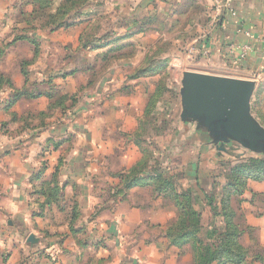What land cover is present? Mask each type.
I'll return each mask as SVG.
<instances>
[{
  "label": "rangeland",
  "instance_id": "374dc122",
  "mask_svg": "<svg viewBox=\"0 0 264 264\" xmlns=\"http://www.w3.org/2000/svg\"><path fill=\"white\" fill-rule=\"evenodd\" d=\"M105 1H102L104 5L102 3L97 6L95 0H86L84 3L83 0H22L15 6L11 5L8 18L4 19L3 24L7 23L9 30L7 36L0 40V64L2 63L3 69H0V114L5 118V122H0V135L10 143L5 147L4 155L20 147L30 156L33 155L34 145L39 143L38 146H41L40 152L36 154L37 170L29 179L31 193L27 199L28 215L23 220L26 230L20 233L18 239L6 234L4 239H0V264H40L41 261H45L44 264H58L65 257L70 258L68 264H105L106 262L93 261L91 257H102L111 262V256L114 258L117 255L116 251L126 257L124 262L128 263V258L132 257L130 262L135 264L137 258L145 260L148 250L152 249L144 245L163 238L172 242L167 238L169 236H166L165 230L175 225L178 216L176 205L173 208L174 216L164 228H149L142 213L131 214L128 225L122 224L121 228L111 231L115 233L114 238L118 239L120 248L110 247L101 239L103 237L98 227L99 220L113 218L116 205L124 202L130 194L131 189H126L124 185L126 177L131 176L125 173L139 168L138 166H142L140 172L143 176L156 174L173 180L175 192L180 195L184 193L193 209L199 210L203 230L197 237L203 239L206 236L204 229H209L206 226L213 223L212 209L219 211L221 198L226 197L222 190L226 182L231 180L234 166L239 168L240 162L244 161L243 165L247 167L249 163L246 160L250 158L264 162V153L241 151L240 146L235 145L230 147V154L218 151L216 159L212 138L204 130L197 129L196 124L181 122L179 90L184 70L176 66H181L187 57H190L189 60H196L192 48L185 52L181 48L186 39L182 40L180 35L189 22L188 19L184 21L181 18L183 14H178L176 9L169 20L163 19V23L158 17V22L150 26L151 30L146 37L138 40L130 37L115 39L110 33L119 31V23L109 13ZM95 17L98 19L92 21ZM51 18L58 21L49 23ZM78 25L84 27V36L76 48L70 45L62 47L48 38L40 37L41 34L49 37L57 30ZM37 32H41L38 37L35 35ZM96 32H100L99 43L92 39ZM18 38L22 39L17 40ZM13 47L18 48L20 56L15 54L14 57L10 53L14 51L7 53ZM49 47L54 48L57 55L50 58ZM87 48L91 50L89 53L92 50L98 51L97 55H90L89 68L83 65L76 71L64 70L60 66V56L65 55L63 61L67 62L69 53L74 54L77 61L85 63L87 56L83 54V50ZM7 56L10 57L9 61L5 59ZM17 75L23 82L20 89L13 82ZM141 90L145 91L144 98L148 99L147 107L139 117H130L137 128L132 139L139 147L138 155L132 159L137 157L139 161L134 167L124 170L118 178L119 187L105 184L103 180L95 181L86 192L90 208L86 209V215L82 217L81 200L77 196L67 198L65 191L68 184L60 182V169L66 155L63 150L79 146L82 142H90L92 137L98 139V127L103 126L99 120L102 119L106 103L115 96L130 97ZM42 98L47 100V106L38 113L36 106L32 104ZM261 104L253 105L251 111L264 125V102ZM13 108L25 110L24 117L18 118L14 111L13 114ZM106 115L117 128L122 126L118 125L121 122L118 116ZM18 121L21 123V130L13 129ZM51 152H57L59 160L49 173L47 158ZM130 161L125 159L126 163ZM199 161L202 163L200 177L204 190L196 185V164ZM137 164L139 165L136 166ZM205 165L208 169L203 171ZM249 169L251 170V166ZM239 171L243 174L246 169L241 167L235 172ZM156 186V182H153L137 187L148 188L149 195L154 197ZM114 187L117 196H109ZM246 191L247 189L242 196H232L230 207L235 212L234 224L242 231L237 243L246 250L247 255L241 263L230 260L225 264H247L249 260L262 258L257 255L258 251L264 254V248L257 247V232L245 224L242 197ZM139 194H142L140 197H145V193ZM139 196L136 194L135 199ZM207 197H214L211 206L206 201ZM51 208L61 214L63 222H67L66 232L56 231L57 226L52 223L53 217L49 215ZM39 221L51 223L48 231H38L34 223ZM10 222L14 223L13 220ZM113 222L116 226L118 219H113ZM18 223L21 224V221ZM219 223L222 225L221 220L218 226ZM178 241L182 243L180 248L189 244L183 239ZM15 242L19 248L13 250L11 245ZM13 251L17 253L14 257ZM80 253L81 255H77ZM223 256L220 255L217 260L221 257L224 260Z\"/></svg>",
  "mask_w": 264,
  "mask_h": 264
},
{
  "label": "crops",
  "instance_id": "0c3cea01",
  "mask_svg": "<svg viewBox=\"0 0 264 264\" xmlns=\"http://www.w3.org/2000/svg\"><path fill=\"white\" fill-rule=\"evenodd\" d=\"M3 1L4 4L2 3ZM3 1L0 0V40L7 36V30H9V25L7 23L3 24L5 17L8 18L9 8H12L11 5L15 6L17 3H21L22 0ZM102 1L104 0H95L96 3H94L99 6L103 3ZM105 2L107 3L109 13L116 17L115 22L119 23V31L110 33V36L115 39L130 37L133 40H138L146 37V34L151 30L150 26L154 22H158V17L161 19L160 22L163 23V19L169 20L175 10L178 9V14H183L181 18L184 21L185 19L189 21L183 27L180 35L182 40L186 39V43L182 44L181 48L184 52L188 48H192L195 52L196 60H189L190 57H187L182 61L181 66H176V68L183 69L184 72L189 71L241 80H253L256 86L251 107L253 108L255 104L262 105L261 103L264 102V0H220V4L213 0H106ZM97 19L98 17H95L92 21ZM82 25L69 27L66 30H57L52 33V37H48L47 34L43 36L41 32H37L35 35L38 37L41 34L40 37L44 39L48 38L49 41L57 43L62 47L70 45L76 48L79 45V41L83 40L84 35L82 31L84 27ZM139 32L141 33L139 34ZM245 32H249L250 37H246ZM99 35L100 32H96L92 36V39L97 40V43L101 40V36ZM10 49L7 53L14 51L10 52L14 57L15 54H19L18 48L13 47ZM49 49L50 58L57 55L54 48L49 47ZM86 50L88 48L83 50V54L87 56L85 63L77 61L74 54L69 53L67 54V62L63 61L65 55L60 56V66L64 70L76 71L84 67L83 65L89 68L90 55H97L98 51L92 50L89 53L91 50ZM243 51L244 55L241 57ZM44 55L47 56V53ZM8 56L5 58L7 61L10 59ZM26 56L29 57L30 55L26 54ZM1 65L2 63L0 64V69L3 70ZM6 65L4 64L5 67H7ZM13 82H15L14 85L18 89L23 86L22 78L18 75L15 76ZM144 93L145 91L141 90L130 97L118 95L111 98L105 105L102 119L99 120V122L103 123V126L98 127V139L92 137L90 142H82L79 146L73 148L67 147L63 150L66 155L60 169V182L68 184L65 191L67 198L70 199L77 196L81 200L82 217L86 215V209L90 208V205H87L89 199L86 197V192L90 190L95 181L100 182V180H103L105 184L110 183L115 185V187H119L120 180L118 178L121 177L124 170L134 167L139 161L137 157L132 159V157L138 155L139 147L132 139L137 128L132 123L133 119L130 117H139L143 114L148 104V99L144 98ZM32 105L36 106V110L39 113L45 110L47 100L42 98L34 101ZM13 109L11 110L12 113L14 114L15 112L18 118L24 117L25 110H20L19 108ZM106 113L113 114L115 117L118 116L121 120L118 125L121 124L122 126L117 128L115 124L110 123V119ZM255 118L264 127L262 121L256 116ZM4 119V116L0 114V122H5ZM20 124V121H18L13 129L21 130L19 128ZM44 136L45 134H43V138ZM8 145H10L8 139L0 135V239H4L5 234L6 236L18 239L20 233L26 230L23 220L28 215L27 199H29V194L31 193L29 179L37 170L36 154L40 152L41 145L38 146L39 143H37V145L33 146L35 147L33 155L30 156L34 158L27 156L20 147L4 155L6 152L5 147ZM234 145L239 146L235 143L226 145L225 154H230V147ZM214 147L217 159L218 146L214 145ZM240 149L241 151H246L241 147ZM127 158L131 160L130 163L125 162ZM58 160L59 155L57 152H51L47 158L49 173L57 166ZM203 167V171L208 169L206 165ZM196 168V185L204 190L200 177V170L202 168L200 161L197 162ZM129 172L126 171L125 174L127 175ZM115 187L109 196H117ZM246 189L247 191L242 197V213L245 224L248 228L257 232V247L264 248V182L249 181ZM148 191V188H131L130 194L127 195L124 202L116 205V210L112 214L113 218L99 220L98 227H100L101 237H103L100 238L108 243L110 247H121L118 239L114 238L115 233L113 234L111 231L121 228L122 224L128 225V221L132 216L131 214L138 215L142 213L145 216V221L150 226L149 228L152 229L164 228L174 216V204L167 197V193H156L153 197L149 195ZM141 192L145 193V197L139 196L142 195L139 194ZM136 194L139 196L138 199H135ZM201 199L203 198L201 197ZM49 215L53 217L52 223L54 222L57 226L56 231L66 232L68 224L62 221L61 214L56 209L51 208ZM115 218L118 219L116 226L113 222ZM10 219L14 221L13 224L10 222ZM20 221L21 224L18 223ZM34 224L38 231L41 232L48 231L49 224L51 223L39 221ZM16 244L15 242L11 245L13 250L19 248L18 245L16 247ZM181 245V241L168 242L164 238L156 242H150L144 245L152 248L148 250L149 254H146V259L143 260L139 255L140 260L137 258V262H134L135 264H193L194 255L192 247L188 244L180 248ZM258 252L259 254L257 255H261L262 258L257 257L253 261L249 260L247 264H264V254H261L260 251ZM16 254L13 251L12 257ZM116 254L114 258L111 256V262L105 261V258L102 257L94 256L91 258L98 263L132 264L130 262L132 257L128 258V263H126L124 262L126 257L121 255L120 251H116ZM77 255H81V253ZM69 259V257L67 259L65 257L58 264H68ZM44 262L41 261L40 264H44Z\"/></svg>",
  "mask_w": 264,
  "mask_h": 264
},
{
  "label": "water",
  "instance_id": "95a60500",
  "mask_svg": "<svg viewBox=\"0 0 264 264\" xmlns=\"http://www.w3.org/2000/svg\"><path fill=\"white\" fill-rule=\"evenodd\" d=\"M179 90L181 122L204 130L218 151L239 145L251 153H264V127L252 115L253 80L183 72Z\"/></svg>",
  "mask_w": 264,
  "mask_h": 264
},
{
  "label": "trees",
  "instance_id": "16d2710c",
  "mask_svg": "<svg viewBox=\"0 0 264 264\" xmlns=\"http://www.w3.org/2000/svg\"><path fill=\"white\" fill-rule=\"evenodd\" d=\"M73 1L65 0V2ZM85 1L83 0V3ZM57 21L58 19L51 18L49 23H56ZM21 39L18 38L17 40ZM246 161L249 163L247 167L243 165L244 161H241L239 164V168L244 167L246 169V172L243 174L240 171L235 172L239 168H235L234 166L233 169L235 171L233 172L231 180L226 182L222 190L223 193L225 192L226 197L224 199L223 197L221 198V208L219 211L212 209L213 223H210L211 226L208 225L210 227L209 229H204L206 230V236L203 239L197 237L199 232L203 230L200 213L193 209L184 193L180 195L175 192L172 184L174 182L170 178H163V175L156 174L143 177L140 172L142 166L137 165L139 168H135V170L129 172V176L131 177H126L124 187L131 189L137 186H147L148 184L156 182L157 186L154 192L158 194L167 193V197L171 199L172 203L178 209V216L175 220V225L166 228V236H169L167 238L170 241H178V239H183L185 242L188 241L193 249L195 264H214L217 261L216 264H225L230 260L241 263L247 254L246 250L237 243L239 237L242 235V231L234 224L235 212L230 207V198L232 196H242L249 181L264 182V162L252 158ZM144 165H146L145 162ZM250 166L251 170L249 169ZM206 201L211 206L214 197H207ZM219 220H221L222 225L219 223L218 226ZM216 242L219 243L217 244ZM220 255H224V260L221 259L222 257L217 260Z\"/></svg>",
  "mask_w": 264,
  "mask_h": 264
},
{
  "label": "built area",
  "instance_id": "2783aa9c",
  "mask_svg": "<svg viewBox=\"0 0 264 264\" xmlns=\"http://www.w3.org/2000/svg\"><path fill=\"white\" fill-rule=\"evenodd\" d=\"M214 2H216V3H219L220 4V0H213ZM245 35H246V37H250V34H249V32H245ZM246 48H247V46H245ZM232 48V47H231ZM232 50V49H231ZM244 50H246V49H244ZM243 55H244V51L242 52V54H241V57H243Z\"/></svg>",
  "mask_w": 264,
  "mask_h": 264
}]
</instances>
